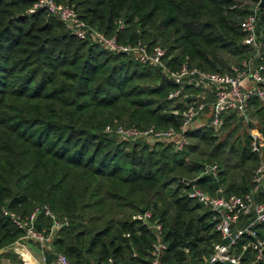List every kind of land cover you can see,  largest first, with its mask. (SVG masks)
<instances>
[{
	"label": "trees",
	"instance_id": "1",
	"mask_svg": "<svg viewBox=\"0 0 264 264\" xmlns=\"http://www.w3.org/2000/svg\"><path fill=\"white\" fill-rule=\"evenodd\" d=\"M55 1L119 41L161 45L172 67L186 61L209 71L227 70L228 57L251 52L240 24L255 11L262 41L257 64H264L260 0ZM33 3L0 0V247L20 234L2 206L24 216L48 203L68 219L53 247L71 264H105L108 257L148 264L154 236L131 217L148 209L162 224L165 264H204L221 237L210 211L188 191L193 184L210 193L221 184L224 194L247 191L259 162L250 134L219 139L218 130L199 124L182 131L197 140L176 148L173 140L149 143L105 132L108 123L179 129L199 88L184 84L188 96L168 97L177 84L158 67L74 36L45 9L29 12ZM253 115L264 131V110L256 104ZM233 117L239 116L227 114L223 125ZM206 164L216 165V175L203 172ZM230 169L239 170V180H228ZM258 228L264 235V222ZM15 258L11 264H21Z\"/></svg>",
	"mask_w": 264,
	"mask_h": 264
},
{
	"label": "built area",
	"instance_id": "2",
	"mask_svg": "<svg viewBox=\"0 0 264 264\" xmlns=\"http://www.w3.org/2000/svg\"><path fill=\"white\" fill-rule=\"evenodd\" d=\"M42 8L62 21L79 38H89L101 47L112 52L122 51L143 64L158 67L163 76L171 79L177 87L168 92V97L186 95L184 84H192L199 92L182 112L179 129L158 127L154 124L145 126L125 125L122 123L106 124L104 131L118 138L130 140L168 141L173 140L176 148L187 142L183 130L194 126L198 117L205 113L209 103V111L205 124L219 130L230 112L244 121L255 119V105L264 110V64H257L262 58V41L257 37V15H247L240 24L244 34L243 42L250 46L251 52L241 57L229 69L209 71L189 65L186 61L178 67L167 63L165 48L159 44L148 46L141 40L135 42L119 41L116 35L108 36L102 31L88 25L79 18L76 10L65 3L55 0H34L29 12ZM118 27L122 28L121 20ZM211 92L213 100L208 102L205 93ZM251 148L258 152L259 162L251 174V186L243 193L224 194L222 187L210 193L194 184L188 194L211 213L214 227L219 231L221 241L215 242L212 251L205 258L204 264H264V235L258 225L264 222V131H251ZM215 164H206L203 172L216 175ZM1 212L19 230V236L8 247H0L3 251L13 249L21 264H48V255H52L53 264H71L69 258L60 250L54 249L53 238L59 228L68 223L66 216H59L48 203L34 205L26 215L2 206ZM132 218L138 219L152 232L148 264H165L162 255L166 241L162 239V224L152 219L150 210L135 212ZM41 218H47L48 224H40ZM29 243L37 245L34 251ZM3 251L0 253L2 255ZM5 259V258H4ZM6 261V263H4ZM0 264H9L6 258ZM105 264H117L108 257Z\"/></svg>",
	"mask_w": 264,
	"mask_h": 264
},
{
	"label": "rangeland",
	"instance_id": "3",
	"mask_svg": "<svg viewBox=\"0 0 264 264\" xmlns=\"http://www.w3.org/2000/svg\"><path fill=\"white\" fill-rule=\"evenodd\" d=\"M246 2L249 3L248 0H246ZM239 58L240 57H228L229 64L231 65V64L236 63ZM204 118H205V115H202L200 117L201 121L203 122L202 125H205ZM261 123L262 122H260L259 120L256 119V120H252L251 124L250 123L248 124V121H244V120L240 119L239 117H237V118L233 117L228 124H226L225 126L222 125V127L217 131L218 137H219V139H223L228 134H229V138H234L236 136L242 137L245 133H249L250 134L251 131H255V130L261 131V127L263 126ZM195 125H197L196 122H195ZM162 127H172V128H174L172 125L162 126ZM191 127H193V126H191ZM196 140H197L196 138H192V137L188 138L187 137V142H194ZM145 141H147V140H145ZM147 142L151 143L153 141H147ZM211 162L212 163H217L216 160H211ZM238 173H239V170L230 169V172L228 173V180L233 179V178H234V180H239V174ZM187 176H189V175H187ZM221 187L224 188V184H221ZM10 245H11V243L8 245V247ZM52 245H53V241H52ZM29 246L34 251L38 252L37 245L29 243ZM6 257L10 258L11 262H12V260L15 257L18 258L17 254L13 250L11 252L6 253ZM11 262H10V264H11Z\"/></svg>",
	"mask_w": 264,
	"mask_h": 264
},
{
	"label": "crops",
	"instance_id": "4",
	"mask_svg": "<svg viewBox=\"0 0 264 264\" xmlns=\"http://www.w3.org/2000/svg\"><path fill=\"white\" fill-rule=\"evenodd\" d=\"M209 94H212L211 92H206L205 93V96H206V99L208 100V95ZM208 111L209 110H207L205 113H203V114H201L199 117H198V119L196 120V123H197V125H199V124H203V122L201 121V119H200V117L202 116V115H205V118L207 117V113H208ZM205 118H204V120H205ZM12 251L13 249H7V250H5V251H3V253H2V255L0 256V263L3 261V260H5L7 257H6V252H8V251ZM5 258V259H4ZM8 259V261H9V264H10V262H11V260H10V258H7ZM4 263H6V261H4ZM48 264H53V257H52V255H48Z\"/></svg>",
	"mask_w": 264,
	"mask_h": 264
},
{
	"label": "water",
	"instance_id": "5",
	"mask_svg": "<svg viewBox=\"0 0 264 264\" xmlns=\"http://www.w3.org/2000/svg\"><path fill=\"white\" fill-rule=\"evenodd\" d=\"M264 5V0H260L259 7L262 8ZM3 251V249H0V253Z\"/></svg>",
	"mask_w": 264,
	"mask_h": 264
}]
</instances>
